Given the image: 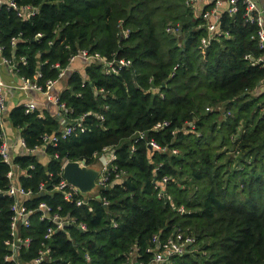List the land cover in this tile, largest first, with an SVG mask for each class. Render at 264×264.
I'll list each match as a JSON object with an SVG mask.
<instances>
[{
    "label": "trees",
    "instance_id": "trees-1",
    "mask_svg": "<svg viewBox=\"0 0 264 264\" xmlns=\"http://www.w3.org/2000/svg\"><path fill=\"white\" fill-rule=\"evenodd\" d=\"M13 1L35 8L21 17L0 6V56L21 81L45 87L83 50L112 65L84 59L66 71L57 96L63 109L50 102L56 116L5 105L0 146L5 123L20 131L25 150L12 154V169L15 184L31 193L22 200L32 212L17 228L29 245L20 246L17 262L6 261L13 200L5 193L10 166L0 156V264L38 257L44 232L55 228L36 209L41 202L74 222L54 230L40 264H148L147 248L177 231L195 243L168 264H264V63L257 61L264 49L244 4L233 14L223 5L220 32L208 36L201 9L211 0L195 7L186 0ZM65 127L70 133L56 146L29 151ZM111 147L104 185L86 202L53 190L64 161L92 164ZM164 177L159 196L156 182Z\"/></svg>",
    "mask_w": 264,
    "mask_h": 264
},
{
    "label": "built area",
    "instance_id": "built-area-1",
    "mask_svg": "<svg viewBox=\"0 0 264 264\" xmlns=\"http://www.w3.org/2000/svg\"><path fill=\"white\" fill-rule=\"evenodd\" d=\"M201 0H186V4L189 6H197V4L200 2ZM241 1L244 6H245V16L250 20V22L254 23L256 25V39L258 41V45L260 48L264 49V6L260 4V2L258 0H211V6L210 8H208L207 10H202L201 9V16L202 19L204 21V26L206 28V32L208 34V36H211L215 33L220 32L219 27H218V14L221 11V9L223 8V5L226 6V10L233 14L237 11V2ZM208 2H206L205 4H207ZM2 4H6L7 7H10L12 9H18V7L16 6L15 2L13 0H0V6H2ZM18 15L21 17L24 16H30L32 14L35 13V8L33 7H29V6H23L21 8L18 9ZM15 41V39L13 40V42ZM207 36L201 39V44L203 46H206L207 44ZM80 57L82 59L85 60H90V59H95L96 61H100L102 64L104 65H112V62H107L104 58H101L98 54L95 55H88L87 52L85 50L80 51L78 54L74 55L73 57L70 58V62H72L73 60H75V58ZM21 60H23L22 62L24 63L25 60L24 58H21ZM258 62H262L264 63V55L260 58L257 59ZM69 62V63H70ZM118 64L121 66H126L128 64V62H124L123 60H119ZM2 66H7L11 71L15 69V65L11 60H7L6 58H3L0 56V116H2V112L5 108L6 105V93H5V89H6V85L2 79L1 76V67ZM68 68V67H67ZM63 69L61 70L59 76L57 79L54 80H47L45 82V87L37 84L34 81H30L28 79L26 80H22V85L20 86L22 89H31L40 93H43L46 96V99L49 100L50 102H52L53 104H56L58 106V108H62L63 104L58 105V99H57V95H51L49 93L50 89L53 87V85L57 82V80L65 73V71L67 70ZM113 71L114 68L112 67ZM261 84L264 85V78L261 81ZM24 105V110L26 113L29 112H34L37 110V106L36 103L33 100H29L23 103ZM63 109V108H62ZM80 120L81 118H79V120H77V125L81 126L80 124ZM167 125V122H159L157 124L154 125L153 129H159L162 128L164 126ZM71 128L70 127H65L63 128L60 137L58 138L57 136L53 135V134H44L42 136V146L36 149H30V152H34L37 150H41L44 151V146L46 145H52V146H56L57 142L59 141V139H64L66 138V136L70 133ZM2 131V143L0 146V156L2 158V160L8 164L10 166V169L8 170L6 176L9 180V184L7 189L5 190V193L12 198L13 202L10 206L11 209V216H10V222H9V234L11 237H13V240L9 241L7 240L5 243L9 246V250L11 251L9 254H5L4 259L7 261L12 260V261H18V249L20 248V246L24 245V246H28L30 243V239L29 238H19L18 235V225H27L28 224V218L26 217L27 214L31 213V209H27L24 205L23 202V198H30L31 197V193L27 190H25L24 188H22L21 186H17L14 182L15 176H14V171H13V167H16V165L13 163V153L10 150V144L7 143L6 138H5V134ZM144 133H139V136L145 137ZM147 146L151 149H158L163 151L164 148H161L159 144H157V142H155L154 140H148L147 142ZM18 144L20 146V148H22L23 150H25V145H24V141L22 139V137H20L18 139ZM132 151V150H131ZM173 152H176L173 150ZM101 156H103L105 158V162L104 163H100L99 167H100V173H99V177L96 180V188L90 192L87 193L86 195H82L80 190L69 184L62 176V170H63V166L70 161H64L61 165V172H60V176L61 179L60 181L53 186V190L60 192L62 194V197L64 200L66 201H70V202H75L76 205H80L84 202H86V197L88 198V194L91 193H95L98 189L99 186L104 185V181L106 180L107 176H106V171L108 169V164L112 161V159L115 158V152L114 149L111 148H106L104 149V152L101 154ZM78 162L81 166H94L96 164V162L92 163V164H85L82 161H75ZM31 167V166H29ZM166 181V177H164L163 179H161L160 181L156 182L157 187L159 188V193L158 195L160 196L161 194V190L164 187V182ZM43 186L40 185V190H43ZM2 194V193H1ZM81 197H78V196ZM103 204L105 205L106 202H103ZM38 210H43L44 214L41 215V218H47L50 220V222H52L53 224H55V228H48L42 238L43 241L41 243V249L38 251V257L33 258L32 260H30L29 262L23 263V264H40L44 259H46V256L49 255L51 247L48 246V240L50 239L52 233L54 232V230H59L64 228V226L66 224H70L74 222L73 218H65L62 215H59V213L57 212H52L49 213V210L51 209L49 205H47L44 202H41L38 204L37 208ZM183 208L180 207L178 208L179 211H183ZM46 212V213H45ZM80 229H85V226L82 223L78 224ZM157 236H154L152 241L156 242ZM194 236L191 234H185L183 232H175L172 233L165 242L161 243L158 249H153V248H147L148 251L152 252V257L149 260L148 264H168L169 260L171 258V256L173 255H182L183 253L189 251L190 247H193L194 245Z\"/></svg>",
    "mask_w": 264,
    "mask_h": 264
},
{
    "label": "crops",
    "instance_id": "crops-1",
    "mask_svg": "<svg viewBox=\"0 0 264 264\" xmlns=\"http://www.w3.org/2000/svg\"><path fill=\"white\" fill-rule=\"evenodd\" d=\"M261 5H264L262 0H258ZM203 9V5H202ZM84 60L79 57L78 60H73L72 62L69 63V66L66 71L68 70H73L75 69V66H80L82 65V61ZM65 71V73H66ZM65 73L57 80V82L53 85L54 89L52 88L51 92L49 93L51 95H59V92H61L62 87L66 83L65 79ZM1 76L2 79L6 85V108L10 109L11 107L18 105V104H23L26 101L33 100L36 104L37 107L40 108V110L43 111H48L51 113V115H57L58 111L55 110L56 108L53 107L50 104V101L46 99V96L43 93L40 92H35L34 90L31 89H22L20 86L22 85V81L16 77V75L7 67V66H2L1 67ZM52 103V102H51ZM42 111V112H43ZM42 113L40 112V115ZM2 130L5 134V138L8 144H10V150L12 153L19 152L20 146L18 144V139L21 137L20 131L13 128L10 125H7L6 123L4 124V127H2ZM101 161L100 158L98 157L97 162L95 166L100 165Z\"/></svg>",
    "mask_w": 264,
    "mask_h": 264
},
{
    "label": "water",
    "instance_id": "water-1",
    "mask_svg": "<svg viewBox=\"0 0 264 264\" xmlns=\"http://www.w3.org/2000/svg\"><path fill=\"white\" fill-rule=\"evenodd\" d=\"M264 6V5H263ZM100 161L105 162V158L100 156ZM100 167L81 166L78 162L70 161L63 166L62 176L71 185L77 187L84 196L96 188V180L99 177Z\"/></svg>",
    "mask_w": 264,
    "mask_h": 264
},
{
    "label": "rangeland",
    "instance_id": "rangeland-1",
    "mask_svg": "<svg viewBox=\"0 0 264 264\" xmlns=\"http://www.w3.org/2000/svg\"><path fill=\"white\" fill-rule=\"evenodd\" d=\"M262 2H263V4H264V0H262ZM75 60H77V59H75ZM74 62V61H73ZM81 69H83L82 67H81Z\"/></svg>",
    "mask_w": 264,
    "mask_h": 264
},
{
    "label": "clouds",
    "instance_id": "clouds-1",
    "mask_svg": "<svg viewBox=\"0 0 264 264\" xmlns=\"http://www.w3.org/2000/svg\"><path fill=\"white\" fill-rule=\"evenodd\" d=\"M102 163V162H101ZM95 166V165H94Z\"/></svg>",
    "mask_w": 264,
    "mask_h": 264
}]
</instances>
